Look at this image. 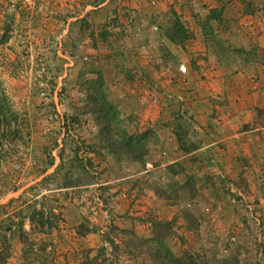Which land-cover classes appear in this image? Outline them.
<instances>
[{"label": "rangeland", "instance_id": "obj_1", "mask_svg": "<svg viewBox=\"0 0 264 264\" xmlns=\"http://www.w3.org/2000/svg\"><path fill=\"white\" fill-rule=\"evenodd\" d=\"M146 8L170 49L125 77ZM263 85L264 0H0V264H150L161 222L175 258L264 264Z\"/></svg>", "mask_w": 264, "mask_h": 264}, {"label": "crops", "instance_id": "obj_2", "mask_svg": "<svg viewBox=\"0 0 264 264\" xmlns=\"http://www.w3.org/2000/svg\"><path fill=\"white\" fill-rule=\"evenodd\" d=\"M143 11L137 12V21L140 23V27L135 26V20L129 24L126 19L120 17L119 25L120 34H119V45L118 49L115 47V52L117 54L115 70L117 73L122 72L125 77H132L135 75L134 79L144 78L146 75H159V71L156 68L152 67L153 62L157 63L159 60V47L170 46L168 42L164 41V38L159 35V33L154 30L155 24L151 19V14L155 9H142ZM146 12V15H144ZM127 18H133L131 14H127ZM186 22L190 25V18L185 15ZM169 48V47H168ZM170 49V48H169ZM119 56V57H118ZM180 62L185 64L182 56H178ZM158 64V63H157ZM125 73L130 75H124ZM144 75V77H143ZM136 86V85H135ZM264 86V85H263ZM261 87L259 93H253L256 95V106L260 110L264 111V89ZM134 92L137 91V88L133 87ZM142 89V88H140ZM144 91V89H142ZM142 90H138V95H143ZM117 94V93H116ZM121 95H125L122 91ZM120 96V95H119ZM17 261V260H16Z\"/></svg>", "mask_w": 264, "mask_h": 264}, {"label": "trees", "instance_id": "obj_3", "mask_svg": "<svg viewBox=\"0 0 264 264\" xmlns=\"http://www.w3.org/2000/svg\"><path fill=\"white\" fill-rule=\"evenodd\" d=\"M214 18V17H212ZM175 33H181V37H183V32L180 29H177V31ZM207 35V34H205ZM209 39H211L209 37ZM138 158V157H137ZM136 161V159H135ZM158 229V231H160V233H158L156 235V233H154V231ZM166 230V223L165 222H161L155 225H152V235L151 238L148 240H136L138 243H131V249L133 250L134 248L137 247H145L146 248V252L145 255L148 258V261L150 264H199L196 263L195 261L191 260L189 258V260L185 259V258H175L173 257L169 251L166 249V247L164 246L163 240L165 238V232ZM77 235H80L79 232H76ZM103 237V236H102ZM150 243H154L156 244V249H153L151 247L148 246V244ZM129 246V244H125V247ZM133 246V247H132Z\"/></svg>", "mask_w": 264, "mask_h": 264}, {"label": "built area", "instance_id": "obj_4", "mask_svg": "<svg viewBox=\"0 0 264 264\" xmlns=\"http://www.w3.org/2000/svg\"><path fill=\"white\" fill-rule=\"evenodd\" d=\"M177 71L180 73V74H184L186 72V67L184 64H180L178 65L177 67Z\"/></svg>", "mask_w": 264, "mask_h": 264}]
</instances>
